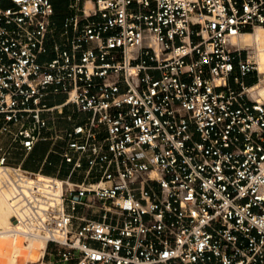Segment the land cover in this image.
<instances>
[{"label":"built area","instance_id":"built-area-1","mask_svg":"<svg viewBox=\"0 0 264 264\" xmlns=\"http://www.w3.org/2000/svg\"><path fill=\"white\" fill-rule=\"evenodd\" d=\"M68 8L0 0V187L46 243L25 264H264L260 70L233 42L264 0ZM41 142L59 173L22 166Z\"/></svg>","mask_w":264,"mask_h":264},{"label":"bare ground","instance_id":"bare-ground-1","mask_svg":"<svg viewBox=\"0 0 264 264\" xmlns=\"http://www.w3.org/2000/svg\"><path fill=\"white\" fill-rule=\"evenodd\" d=\"M233 42L242 47L255 45L257 47L255 55L260 73H264V26H257L254 32H243L239 36L233 37ZM257 87H260L258 83L251 86L249 91H255L254 89ZM257 92L264 96V86ZM23 237H25V241H23ZM40 243L43 246L44 254L45 241L38 236L24 233L23 227L14 218L9 192L0 187V264H13L14 261H22L27 253L33 257L38 253Z\"/></svg>","mask_w":264,"mask_h":264},{"label":"crops","instance_id":"crops-1","mask_svg":"<svg viewBox=\"0 0 264 264\" xmlns=\"http://www.w3.org/2000/svg\"><path fill=\"white\" fill-rule=\"evenodd\" d=\"M66 10L65 12H63L62 14H60V17L63 18V21L65 19V17H67L68 15L71 14V10L68 8V0H62ZM54 8H55V13L53 16V20L57 26V24L59 23V7L61 3H59L57 0H52ZM62 21V24H63ZM62 26V25H61ZM245 81L247 83V85L251 86L254 85L257 81V77L255 75V73L249 74L245 77ZM234 84V83H232ZM64 99V96L61 97V95L55 97L52 100V103L55 102H60ZM48 144H50L49 142H41L39 143L32 152H30L23 160L22 162V166L25 169L28 170H32V171H37L39 169H42L45 173L47 174H57L58 172V165H59V161L60 158L58 157V155L55 154H50L49 158L53 161L52 164H48V163H44L43 160L46 156L47 150L50 147ZM61 176H65L66 172L65 171H61L60 172Z\"/></svg>","mask_w":264,"mask_h":264},{"label":"rangeland","instance_id":"rangeland-1","mask_svg":"<svg viewBox=\"0 0 264 264\" xmlns=\"http://www.w3.org/2000/svg\"><path fill=\"white\" fill-rule=\"evenodd\" d=\"M57 1L59 3L62 2L61 4H59L60 5V7H59V13H58L59 14V16H58L59 17V21H58L59 23L57 24V27L60 28L61 25H62V21H63V18L60 17V14H62L63 12H65L66 7H65V5H64V3H63L62 0H57ZM254 31L255 30H250V31H247V32H254ZM243 48H245V51L248 50V51L253 52V53H256V51H257V47L255 45H253V46H245ZM259 70H260V68H259ZM263 80H264V73H260V79L257 81V83L260 85V87H257L256 89H254L255 91H249V94H250V96L253 99H258V100L264 102V96L261 95V94H259L257 92L259 90V88H261L262 86H264V81ZM231 82L233 83V81H231ZM61 97H63V95H61ZM48 145L50 146V144H48ZM23 241H25V237H23ZM42 255H43V246L40 243L39 251H38V253L36 255H34L33 257H31L29 255V253H27L25 255V258L22 261H18V262L17 261H14L13 264H25L28 261H35V260L39 259Z\"/></svg>","mask_w":264,"mask_h":264},{"label":"trees","instance_id":"trees-1","mask_svg":"<svg viewBox=\"0 0 264 264\" xmlns=\"http://www.w3.org/2000/svg\"><path fill=\"white\" fill-rule=\"evenodd\" d=\"M248 31H250V30H248Z\"/></svg>","mask_w":264,"mask_h":264}]
</instances>
